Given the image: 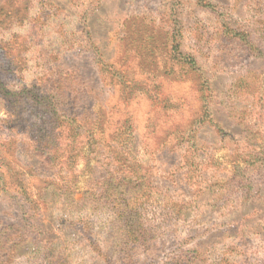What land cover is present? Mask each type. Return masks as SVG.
Instances as JSON below:
<instances>
[{"label": "rangeland", "instance_id": "rangeland-1", "mask_svg": "<svg viewBox=\"0 0 264 264\" xmlns=\"http://www.w3.org/2000/svg\"><path fill=\"white\" fill-rule=\"evenodd\" d=\"M13 22L0 264H264V0H0Z\"/></svg>", "mask_w": 264, "mask_h": 264}, {"label": "clouds", "instance_id": "clouds-1", "mask_svg": "<svg viewBox=\"0 0 264 264\" xmlns=\"http://www.w3.org/2000/svg\"><path fill=\"white\" fill-rule=\"evenodd\" d=\"M41 9L38 4H34L28 10L29 18H35L40 15ZM31 31V24L28 22H13L7 28L0 29V41L11 42L19 37H27ZM19 76V75H18ZM20 80H12L8 83V87L12 91H20L22 87H31L34 78L19 76Z\"/></svg>", "mask_w": 264, "mask_h": 264}]
</instances>
